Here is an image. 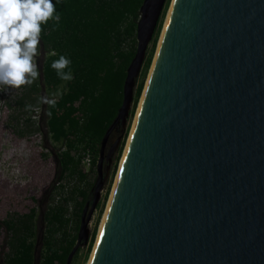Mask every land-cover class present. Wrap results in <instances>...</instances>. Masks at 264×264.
<instances>
[{"label":"water","instance_id":"1","mask_svg":"<svg viewBox=\"0 0 264 264\" xmlns=\"http://www.w3.org/2000/svg\"><path fill=\"white\" fill-rule=\"evenodd\" d=\"M167 1L140 9L66 264L89 242ZM92 264H264V0L174 1Z\"/></svg>","mask_w":264,"mask_h":264},{"label":"trees","instance_id":"2","mask_svg":"<svg viewBox=\"0 0 264 264\" xmlns=\"http://www.w3.org/2000/svg\"><path fill=\"white\" fill-rule=\"evenodd\" d=\"M168 0L154 35L146 74L155 51ZM144 0H52L60 23L49 20L42 24L38 54H43L42 75L24 88L18 101L24 110L19 125L10 126L23 138L40 131L33 111L26 104L43 109L46 136L61 148L54 154L60 170L59 186L54 187L55 199L43 215L44 232L39 264H66L78 239L81 216L97 178V163L103 138L116 119L123 101L127 70L135 57L137 27ZM57 55H49L50 52ZM64 55L71 60L73 79L63 81L51 68L54 60ZM144 82L138 86L130 118L135 114ZM58 93L57 104L49 109L37 104L39 97ZM20 110V109H19ZM51 111L49 117L46 113ZM124 144V143H123ZM123 145L116 159V170ZM92 155L89 172L85 171L84 155ZM2 186V185H1ZM107 196L105 197L106 200ZM38 215L10 214L0 220L5 231V254L0 264H35L38 239ZM95 241L93 234L89 248ZM81 253L77 252L76 261Z\"/></svg>","mask_w":264,"mask_h":264},{"label":"rangeland","instance_id":"3","mask_svg":"<svg viewBox=\"0 0 264 264\" xmlns=\"http://www.w3.org/2000/svg\"><path fill=\"white\" fill-rule=\"evenodd\" d=\"M173 2L174 0L170 1L169 8L163 20V27L158 43L152 55L151 64L146 74H144L152 45L150 44L148 48L147 58L137 85L138 88L143 81L144 89L138 106L136 107L135 114L132 118L128 119L120 147L112 158L108 179L101 193L98 207L89 225V242L86 246L79 249L81 253L76 261L73 259L72 264H89L90 262ZM42 58L43 54H38L35 57L37 69L40 70V76L42 75ZM25 86L19 89L0 86V220H5L10 214H28L33 210L39 213L36 260L40 262L44 232L43 215L47 207L56 198L53 190L54 187L59 186L60 170L54 154L61 148V145H55L46 136L42 108H40L39 113L33 110L34 120L37 122L40 131L33 134H26L21 138L10 127L19 125L16 119L23 118L24 110L20 108L18 101L23 97ZM120 136L121 132H117L112 139L111 145L115 144ZM111 145H109L106 153ZM122 145V153L116 170H114L116 159ZM85 171L89 172L90 169H85ZM106 196L107 198L105 200ZM93 234H95V241L89 248ZM5 237V231L0 230V258L5 254Z\"/></svg>","mask_w":264,"mask_h":264},{"label":"clouds","instance_id":"4","mask_svg":"<svg viewBox=\"0 0 264 264\" xmlns=\"http://www.w3.org/2000/svg\"><path fill=\"white\" fill-rule=\"evenodd\" d=\"M61 0H57L60 3ZM49 20L58 25L61 20L56 13L52 0H0V86L19 89L24 85H31L38 78L35 57L38 55V45L42 32V24ZM49 55L55 56L52 51ZM71 60L64 55L52 62L51 68L63 81H71L74 77L69 69ZM58 93L39 97L37 104H46L49 109L57 104ZM27 111H36L26 104ZM49 117L51 111L46 113Z\"/></svg>","mask_w":264,"mask_h":264},{"label":"bare ground","instance_id":"5","mask_svg":"<svg viewBox=\"0 0 264 264\" xmlns=\"http://www.w3.org/2000/svg\"><path fill=\"white\" fill-rule=\"evenodd\" d=\"M174 1H175V0H174ZM173 4H174V2H173ZM173 4H172V7H173ZM172 7L170 8V12H169V14H168V18H167V22H166V25H165V28H164V31H163V34H162V38H163V35H164V32H165L166 26H167V24H168V22H169V20H170V17H171ZM162 38H161L160 45H159V47H158L157 54H158V52L160 51V48H161ZM157 54H156L155 62H156V59H157ZM155 62H154V65H153V67H152V70H151V72H150V76H151V73H152V71H153V69H154V67H155ZM150 76H149V78H150ZM149 78H148V82H149ZM148 82H147V84H148ZM146 88H147V85H146ZM145 90H146V89H145ZM144 96H145V92H144L143 98H142V100H141V104H140V106H139V110H140L141 105H142V102H143V100H144ZM139 110H138V113H137V116H136V119H135V122H134L133 129H134L135 124H136V121H137V117H138V114H139ZM133 129H132V132H133ZM132 132H131V135H132ZM131 135H130V138H129V140H128V144H127V147H126V150H125V154H124V157H123L122 162H121V165H120V170H121V168H122V166H123V164H124V160H125V158H126V153H127V149H128V147H129V144H130ZM120 170H119V172H118V176H117V179H116V182H115V185H114V189H113V192H112V195H111V198H110V201H109L108 207H107V211H106V213H105V217H104V220H103V222H102V226H101V229H100V232H99V235H98V239H97V242H96V245H95L94 251H93V253H92V256H91V259H90L89 264H92V261H93V258H94V254H95V251H96V248H97V243H98V240H99L100 233H101V231L103 230L104 225H105V223H106V219H107V216H108V209H109V207H110V204H111L112 199H113V197H114L115 189H116L117 184H118Z\"/></svg>","mask_w":264,"mask_h":264},{"label":"built area","instance_id":"6","mask_svg":"<svg viewBox=\"0 0 264 264\" xmlns=\"http://www.w3.org/2000/svg\"><path fill=\"white\" fill-rule=\"evenodd\" d=\"M83 164L85 166V169H90L92 165V155L90 153H86L84 155Z\"/></svg>","mask_w":264,"mask_h":264},{"label":"flooded vegetation","instance_id":"7","mask_svg":"<svg viewBox=\"0 0 264 264\" xmlns=\"http://www.w3.org/2000/svg\"><path fill=\"white\" fill-rule=\"evenodd\" d=\"M117 132H119V131H116V132H114V133L112 134V137L110 138V141H109V143H108L107 149H108L109 145H111L112 139H113L114 135H115ZM111 146H112V145H111Z\"/></svg>","mask_w":264,"mask_h":264}]
</instances>
